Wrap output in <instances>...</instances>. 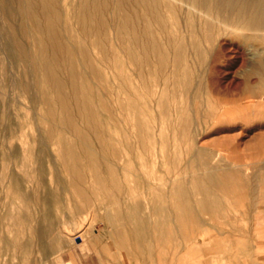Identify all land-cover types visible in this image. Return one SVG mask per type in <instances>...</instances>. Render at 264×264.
<instances>
[{"label": "bare ground", "instance_id": "obj_1", "mask_svg": "<svg viewBox=\"0 0 264 264\" xmlns=\"http://www.w3.org/2000/svg\"><path fill=\"white\" fill-rule=\"evenodd\" d=\"M182 1L127 0L130 5L140 4L141 7L153 5L162 14L163 12L167 14L170 27L164 24L165 20L162 17L160 19L157 17V20L161 23L159 26L162 25L163 36H166L167 42L172 48L179 46L180 42L185 40L180 29L176 28L179 18L174 20L176 12L178 13L177 4ZM202 1L204 2V0ZM206 1V3L202 2V8L199 9L198 6L196 9L195 13L197 14L193 15L195 23L191 26L192 30H188L189 33H187L191 40H189L191 46L189 48L195 53L191 52V54L194 56L203 54H201V49L204 47L202 45L204 44L205 31L215 29L216 24H220L235 32L233 38L249 58L247 67L243 71L245 80L243 85L248 87V80L254 76L259 79L264 78V0ZM121 2L124 1L0 0V102L4 108L0 115V236L5 231L11 233V236H2L4 245L0 248V254L20 258L26 264L24 261L28 256L38 254L42 256L46 253V247L52 250L57 238L56 224L62 220L61 211L67 210L65 214L72 218L79 215L87 216L96 207L101 210L108 208L109 211L104 213V218L107 221L113 219L128 223L144 221L141 218L144 213L139 215L138 208L140 207L139 194L146 189L153 192L155 199L166 206L167 237L178 232L187 241H192L191 248L184 251L182 255L179 253L180 256L176 257L175 264L192 261L199 239H205L209 235L207 227L201 228L199 234L196 233L202 224L200 223V214H210L211 224L223 226L218 222L216 224V214L211 210L216 200H213L211 195L222 193L232 197L233 194L239 193L237 189H242V182L246 179L243 169L246 166H242V169L238 164L221 166L211 162L219 157L220 153L237 148L233 145L235 137L219 139L212 142L211 145H202L197 150L194 148L195 151L192 155L184 157V164L179 167L183 160L179 148L181 141L190 139L195 142L204 132L202 125L206 117L210 118L212 122L214 121L212 124L216 125L220 113L229 116L235 115V110H227L225 106L221 108L223 104H227L225 102H221V104L219 102V106L214 104L216 102L206 104L204 102L203 106L200 104V98L204 97L203 94L211 90L209 86L212 84L216 71V60L213 62L214 59L210 58L213 64L197 73L198 82L191 83L183 95L179 89L174 88L175 91L173 90L170 97L174 104L178 97L183 101L170 108L171 115L175 119L171 127L174 134L170 140L158 138L152 124L154 104L162 100L156 102L154 99L157 88L161 89L160 97H162L167 89V78L191 75L192 72L189 71L191 57L187 56L188 53L187 55L179 53L178 64H171L169 71L158 77L160 67L165 65L167 60L165 54L168 53H164L165 50L157 49L155 53L158 63H151L150 54L148 55L150 60L145 55L155 46L148 49L146 44L149 41L147 43V39L145 40L144 37L145 46L138 43L141 33H143L142 35L149 34L152 25L150 26L148 21H141L140 15L143 16L145 13L137 15V12L135 13L133 10L135 7L131 10L134 15L141 17L139 18L140 22L144 23H141L143 27L139 25L140 28H138L135 25L138 29L129 28V18H125L127 15H124L125 17L120 22L119 17L123 16L120 14V10L122 11V5H125ZM192 2L193 8L195 3L193 5ZM140 5L138 10L142 11ZM156 9L154 10L156 11ZM191 13L190 16H192ZM212 13L213 15L215 13L217 17L214 15L211 18L210 14ZM187 16L189 17V15ZM138 21L137 23H139ZM130 24L135 23L131 22ZM159 30L161 31V29ZM223 30H219L218 33L220 31L223 33ZM185 33L184 35H186ZM122 34L125 38V41L123 38V42H121ZM215 35L210 38H214ZM157 36L159 37V35ZM140 42L142 44L141 40ZM205 42H207L206 39ZM160 43L159 45H161ZM141 46L143 49L146 47L148 52H145L144 49L145 53H141V48H139ZM163 47L167 46H164L163 43ZM177 50L179 49L177 48ZM153 51L152 54H154ZM212 53L215 55L214 51L211 52V55ZM141 54H145L143 56L146 58L145 60L142 59ZM168 55L170 56V54ZM216 55L218 56V54ZM196 60L198 61V59ZM173 64L175 63L173 62ZM205 75H208L209 79L207 80H210L209 84L207 82V86L205 85L206 89L203 88V76ZM155 77L160 80H156ZM189 77L192 79L191 76ZM176 81L175 79L174 82ZM142 91L147 97V100L143 102ZM217 91L216 94L223 99L229 96L225 90L217 89ZM251 93L252 95L249 96L245 94L248 101L246 99L247 103L244 106L249 108L252 102H255V105H260L263 109L264 93ZM243 99L245 98H242L241 101ZM139 102L142 103V107L146 111L145 116L142 113L143 110L137 107ZM40 106L42 111L38 110ZM30 109L35 112L33 119L39 128H36L35 135L31 132L30 137H26L25 123L31 118L28 112ZM99 111L104 112V122L100 118ZM259 117L264 118V113ZM44 120L47 122H43ZM220 130L222 129L219 128L217 132ZM16 139L19 140L18 143L15 142ZM157 142L169 147L165 151L161 150V162L166 161L169 168L165 171L166 175L159 180L154 178L155 170L158 167L155 150ZM254 144L260 149H264V133L260 134L258 141L256 140ZM201 160L203 164L199 169L202 174L200 176L192 175L188 180L187 174L192 169L191 163ZM260 161L264 170V156L260 158ZM248 164L246 165L248 166ZM253 164L252 166L256 163ZM48 168H54L53 176H51L52 174L47 176ZM254 172L256 171L254 170ZM85 173L91 174L93 178L91 184L87 183ZM100 174L110 178L109 186L99 180ZM253 179L254 176L250 181H255ZM55 184L60 188H57ZM249 190L251 191V188ZM244 193L246 194V191ZM259 193L261 194V192ZM98 195L105 198V204L97 197ZM237 205L241 207L240 204ZM71 209H76V212L71 213ZM145 209L147 211V208ZM160 209H158L159 213L162 212ZM259 210L257 209V212ZM154 218L157 220V217ZM159 219H161L160 216ZM2 228H5V231ZM123 237L128 239L127 235ZM147 245L149 246V243ZM126 246L141 257H144L148 251V248H142L135 242L133 245L126 243ZM59 248H61L60 245ZM235 248L233 247V249ZM208 252L212 254L215 251L208 250ZM258 252L260 251L258 250ZM163 253L165 252L163 251ZM208 254L205 255L208 256ZM203 263L205 262L203 261ZM192 264L196 263L192 262Z\"/></svg>", "mask_w": 264, "mask_h": 264}, {"label": "rangeland", "instance_id": "obj_2", "mask_svg": "<svg viewBox=\"0 0 264 264\" xmlns=\"http://www.w3.org/2000/svg\"><path fill=\"white\" fill-rule=\"evenodd\" d=\"M123 1L124 2H121V4L125 3L126 6L122 5V11L120 10V14L123 15L122 17H121V15L119 17L120 22L123 20V17H125L124 15H127L125 18H127V17L129 18L128 20L130 22H129L128 27L131 28L132 30L136 29L137 27L140 28V26L143 27L142 24H144V23H142V22H144V21H146V22L148 21V23L150 22L149 23L150 26L152 25L151 26L152 28H150L149 34L144 33V35H142L143 33H141L140 40L142 41V44H141L140 40H139L138 44L145 46L146 41H147V43L149 41V43L146 44V47L148 49L153 48V46H155V47H154V49L149 50V53H146V55L141 54L142 59L143 60L146 59L143 57L145 55V56H147V58L152 57V59L149 58V60L151 59L150 60L151 63H153V64L158 63V57H157V54L155 53L157 51V49L162 50V51L165 50L164 53L170 54V56L168 54H165L167 60H166L165 65L160 67L158 77H160L161 75H165L169 71L170 66L178 64L179 53H186V55L188 53L189 55H187V56L189 58L191 57L190 63H189L190 68L188 67L189 71L192 72L191 75L188 74L185 76H179V77L172 76V77L167 78L168 79V80L166 79L168 81L167 87H166L167 89L165 91V94L162 97H160V95L162 94L161 89L157 88V93H156L154 99L156 102H157V100H160V99H162V100H161V102L154 104L153 112H152L154 115V120H153L152 124L154 125V129H155V132H156V135L158 138L170 140L174 134L171 127L173 126L175 119L171 115L170 108H172V106H174L175 104L181 103L183 101H181V99L178 97V98H176V102L174 104V102L170 98L173 94V90L175 91V89L176 90L179 89L180 93L183 95V93L189 89V86L191 83L196 84L198 82L199 76H197L198 75L197 73L199 71H202V69L205 70V69L209 68L210 67L209 65H212L215 60H216V71L213 75L214 77H213L212 84H210V86H209L211 88V90L203 94V96L205 98L204 97L200 98V104L203 106L204 102H205V104L216 102L214 104L219 106L221 104V102H225L227 104H225V105L223 104L221 106V108L223 106H225V107H227V110H235L234 116L224 115V114L220 113L218 115L216 125H213L212 123H214V121L212 122L210 120V118L206 117L205 122L202 125V131H204L203 134L200 135L196 139L195 142H192V141H190V139L187 140L185 138L186 140H184V142L181 141V144L179 145L180 153L183 156V158H182L183 160L179 164V167H181L184 164V162H183L184 157H187V156L190 157L192 155V153L195 151L194 148H196V150H197L202 145H204V146L205 145L206 146L211 145L212 142L214 143L215 141H217L219 139L222 140V139H225L226 137H235L233 145L236 146L237 148H233L229 151H226V153H224V152L220 153V156L216 157V159L212 160L211 162L216 163V164L218 163L221 166H224L225 164H226L225 166H228L231 164H238L241 166V168H242V166H246V167H244V169L242 168L245 171L244 173L246 174V179L242 182L243 186H241L242 189L244 188L243 191L241 188L237 189V192H239V193H236L235 195L233 194V196L231 195L232 197L225 195V194H222V193H213L211 195L212 199L216 200L215 204L212 206V209H211L212 213L216 214V219H217L216 224L218 222V224H222L223 226L220 227V226L211 224V221L209 220L210 214H207V213L206 214L205 213L200 214V223H202V224H200V226H199L200 228H198L196 233L199 234L201 228L207 227L209 229V235L205 239H199V244L196 247L197 250L195 252L197 255L195 254L194 259L192 261H184V263H179V264H192V262H194L196 264H205V263L206 264H220V263H224V264H264V192H262L264 189V187H263L264 186V170L261 167L262 164L260 161V158H262V156H264V149L262 150L259 148V146L254 144V142H256V140L258 141L260 134L264 133V118L259 117L260 114L264 113V108L262 109L260 105H255V102H252V105L249 108H246L244 106V105H246V103L248 101V99L246 98V95L247 96L252 95L251 92H255L254 94L260 93V92L264 93V78L259 79L258 77L254 76L248 80V83H247L248 87H245L243 85V83L245 82V80L243 78V71L247 67V64L249 62V58H248V56H246L247 53H244L245 51L238 47V43H236V40L233 38L234 37L233 35L235 34V32L232 29H230L229 27L227 28V27L220 25V24H216L215 29L212 28L213 30L209 29L207 32L205 31V33H204L205 38L203 37L204 38L203 39L204 44L202 45L204 47L202 49L205 48L206 50L201 49V54L202 53L203 54L200 56L199 55H196V56L193 55L195 53L192 51V49L190 50V48H191L190 41L191 40L189 39V36L187 35V33H189V31L192 30L191 26L195 23V21H194L195 18H193V15L195 16L197 14L195 12H197L196 9H198V6H199V9L202 8V6H201L202 2H203L202 0L201 1L197 0V2H196V0H195V2H192L193 0H183L182 2H179V4H177L178 5V8H177L178 13L176 12V17H174V20H175V18H179L177 23H176V28L180 29L185 40H184V42L183 41L180 42L181 45L179 44V46H176L174 48H172L171 45L167 42L168 40H167L166 36H163V32H162L163 28L161 27L162 25L159 26V24H161V23L159 20H157V17L159 19H160V17H162L165 20L164 24H166L168 27H170V25H169L170 23L167 21V14H164L165 12H163V14H164L163 15L153 5L147 6V7L142 6L143 7L142 8L141 5L138 3H137L138 5H135V4L130 5V4H128L127 0H123ZM191 2L193 3V5L195 3L193 8L191 6L192 5ZM204 2L206 3L207 1L204 0ZM181 4H182V6H181ZM183 4H187V5H183ZM139 5H140V9L142 11L138 10ZM186 6L187 7L189 6V7L187 8ZM134 7L136 8L137 11L135 10ZM150 7H152L153 9ZM123 8L125 9V11L128 10L126 12L127 14L124 13L125 11L123 12V10H124ZM131 9H133L135 13L137 12V15H139L141 13L142 14L145 13L144 14L145 16L140 15L142 17V19H141L142 22H140L141 17L139 16L140 17L139 18L136 14L134 15L133 10H131ZM154 9H156L157 12ZM191 9H194V10H191ZM222 9H225V8H222ZM129 10H131V11H129ZM187 10H189V11H187ZM218 10L220 11L221 9L219 8ZM144 11H146L147 14ZM183 11H185V12H183ZM131 12H133L132 13L133 15L132 14L130 15ZM148 12H150V13H148ZM190 12H192L194 14L191 13L192 16H190ZM223 12H225V11H223ZM128 13H129V16H128ZM186 13H187V15H189V17L186 15ZM157 14H158V16H157ZM214 15L212 13V14H210V17L211 18L213 16L217 17V15L215 13H214ZM132 16L133 17L135 16L134 17L135 21H133L134 18ZM136 17H137V19H136ZM186 17H187V19H186ZM210 17L208 15V18H210ZM138 19H139V21H138ZM150 19H153V20H150ZM137 21L139 23H137ZM153 21H154V23H153ZM186 21H188V22H186ZM192 21H194V22H192ZM131 22L132 23L134 22L135 24H133V25L134 26L136 25L137 27L136 26L134 27L133 25H131L130 24ZM155 22H157L158 24ZM153 24H154V26H153ZM187 25H190V26L188 27ZM131 26H133V27H131ZM185 26H186V28H185ZM187 27H188V29H187ZM151 29L155 30L154 31L155 35ZM159 29H161V31ZM182 30H184V31H182ZM211 30H212V32H211ZM219 30H221V31L223 30V33L221 31H220V33H218ZM184 33L186 35H184ZM213 33H215L216 35ZM219 34H220V36H219ZM157 35H159L160 39ZM213 35H215V36H214V38L211 39L210 37H213ZM207 36H208V39H207ZM143 37L145 38V40L147 39L145 42L143 40L144 39ZM156 37H158V38L156 39ZM123 38H124V34L121 35V42H123ZM150 38H151V40L153 39L152 40L153 43L150 40ZM205 39L207 40V42H205ZM214 39H215V41H214ZM157 40H161L160 41L161 43ZM124 41H125V38H124ZM209 41H212V42H209ZM213 41H214V43H213ZM143 42H144V44H143ZM162 42L164 43V46H167V47H163ZM159 43L161 45H159ZM143 46L139 47V48H141V50H140L141 53H145L148 50V49H146V47H144V49H145V52H144ZM189 46H190V48H189ZM220 47H221V49H220ZM155 48H156V50H155ZM177 48L179 50H177ZM217 49H218V52H217ZM152 50H154L153 51L154 54H152ZM203 51H205V52H203ZM213 51H214L215 55L213 53L211 55V52H213ZM221 51H223V52H221ZM191 52L193 54H191ZM219 52L222 54H220ZM149 54L152 56H150ZM216 54H218V56ZM148 55H149V57H148ZM209 55H210V57H209ZM167 56H169V57L167 58ZM206 56H208V58H206ZM201 57H203V58H201ZM218 57H220V58H218ZM222 57H223V59H222ZM155 58L157 60L156 62H155ZM210 58L212 60L214 59L213 62ZM196 59H198V61ZM153 60H154V62H153ZM173 62L175 64H173ZM204 63H207V64L204 65ZM155 65L158 66V64H155ZM144 68H143V70L145 71ZM198 68H199V70H198ZM216 74H218V75H216ZM189 76H191L192 79H190ZM158 77H155L156 80H160V78H158ZM208 77H209L208 75L203 76V84H204L203 88L204 89L207 88V87H205V85L207 86L206 83L208 81L210 82V80H207V79H209ZM171 78L173 79L172 81L170 80ZM175 79L177 80L176 82H174ZM209 82H208V84H209ZM180 83H181V85H180ZM169 84H170V86H168ZM174 85H175V87H174ZM179 86H180V88H179ZM259 86H261V87H259ZM169 89H171V90L169 91ZM217 89L221 90V91H223V90L227 91L229 93V96L226 97L225 99L221 98L220 95L216 94V93H218ZM169 93H170V95H169ZM142 95H143L142 96V98H143L142 102L146 101L147 97H146L145 93L143 92ZM239 97H241V98H239ZM242 98H245V99H243L241 101ZM211 99H213V101H211ZM226 99H229V101H226ZM246 99H247V101H246ZM253 100H255V99H253ZM263 100H264V97H263ZM20 101H22V100L20 99ZM219 102H220V104H219ZM18 103H19V101H18ZM167 106H168V108H167ZM242 106H243V108H242ZM137 107H139V109L143 110L142 113H144V116H145L146 111L143 109L141 102L137 103ZM35 109H37V108H35ZM3 110H4L3 105L0 102V115L3 113ZM38 110L42 111L41 106L38 107ZM28 112H29L31 118L29 119V121H26V123H25V126L27 127L26 137H30L31 132L34 133V135H35L36 134V128H39L38 127L39 125L33 119L35 112L31 109ZM99 115H100L102 122H104L105 121L104 112L99 111ZM43 122H47V121L44 120ZM34 123H35V125H34ZM219 128L222 130L217 132L219 130ZM17 141H19V140L16 139L15 142H17ZM209 147L212 148L211 146H209ZM168 148L166 147V145L164 146L163 144L158 143V142H157V144H155V150L157 153L156 162H157L158 167H157V170H155L154 178H156L157 180H159L161 177L165 176L166 175L165 171L169 168V164L166 161L161 162V159H162L161 158V150L165 151ZM188 152H189V154H188ZM221 154H223V155H221ZM226 157H227V159H226ZM233 161H235V162H233ZM241 161L244 163L241 164L242 163ZM253 163L254 164L256 163V164L254 165ZM202 164H203L202 160L201 161H194L191 163L192 169L189 170V173L187 174L188 180L191 179L192 175H199L200 176L202 174V171L199 169V167ZM246 164H248V166H250V167H248ZM252 164L255 167L252 166ZM248 169H252V170L250 171ZM254 170L256 172H254ZM247 171L250 173H248ZM258 171H259V173H257ZM260 173H261V175H259ZM49 174H52L51 176H53L55 174L54 168H48L47 169V176ZM256 174H257V177H255ZM85 175H86L87 183L91 184V181L93 179L91 174L85 173ZM253 176H254L253 180H255V181H252V180L250 181V179H252ZM99 180L106 186H109L111 183L110 178L106 177L105 175L100 174ZM256 180H257V182H256ZM251 182H252V184L250 185ZM256 184H257V186H256ZM258 187H259V189H258ZM57 188H60V186L58 185ZM249 188H251V191L249 190ZM39 189H41V188H39ZM261 189H262V191H260ZM258 190H259V192H261V194L259 192H257ZM245 191H246V194L244 193ZM240 192H242L243 194ZM139 196H140L139 197L140 207L138 208V212L140 211L139 215L140 214L143 215V213H144V216L143 217L141 216V218L144 221H135V223H128V222L120 221L117 219L107 221L104 218V213L109 211L108 208H106V210H105V208H104V210L103 209L101 210V209H99V207H98V209L96 207L93 209V212L90 213L92 216L90 214L87 216L79 215V216H77L78 218L77 217L69 218L68 215L65 214L67 212V210L61 211L63 214V215L61 214L62 220H60L56 224V232H57L56 236H57V238H56V242H55V247H53V249H55V250L53 251V249L50 250L46 247V249H45L46 253H44L42 256H40L39 254L35 255V256H28L26 261H24V262L26 264H33L34 262H36L37 264H45V263L46 264H58V260H59L60 255L62 253H64L68 248L75 246V247H80V249H82L85 252L93 254L101 264H175L176 257L180 256L179 253H181V255H182L184 251L191 248L192 241H187L185 238L181 237V235L178 232H176L178 236L176 235V233H174V234L169 235L167 237L168 233L166 231V224H168V223L165 222V220L167 221V210H166L165 204L157 201L154 197V193L149 192L146 189H144L139 194ZM97 197L100 200H102V202H104V204H105V198L103 196L98 195ZM228 198H230V199H228ZM251 198H253V199H251ZM142 201H144L145 203L144 202L142 203ZM243 201H245V202H243ZM236 203L240 204L241 207H238V205ZM144 205H146V207H144ZM145 208H147V211ZM158 209H160V211L162 210L163 213L162 212H161L162 214L159 213ZM257 209L258 210L260 209L258 211L260 213L257 212ZM70 212L75 213L76 209H71ZM241 212H244V213H241ZM13 213H16V211H13ZM0 214H1V212H0ZM147 214H148V216H147ZM159 216L161 218V219H159L160 221L158 220ZM225 216H227V217H225ZM154 217H157V220ZM67 220H68V222H67ZM148 220H149V222H148ZM225 221H227V222H225ZM252 221H254V222H252ZM61 224H62V226H61ZM119 225H120V227H119ZM57 227L59 230L57 229ZM61 227H63V228H61ZM141 227H142V229H141ZM69 228H70V230H69ZM2 229H4V231H5V228H2ZM138 229H140V230H138ZM121 231H123L124 233ZM153 231L154 232L156 231V233H153ZM140 232L141 233L143 232V233L141 234ZM118 233H119V235H118ZM159 233H160V235H157ZM60 234H62V235L60 236ZM64 234H66V235H64ZM7 235L11 236V233H9V232L6 233V231H5L2 234L3 237H5ZM124 235L125 236L127 235V238L129 240L124 238L123 237ZM2 236H0V248L3 247V245H4V240L2 239ZM63 237L64 238L66 237L65 240ZM231 237H233L234 239ZM236 237H238V238L236 239ZM240 237H242V238L239 239ZM243 238H244V240H243ZM238 239H239V241H236ZM178 240L180 241V244H179ZM134 242L137 243V245L142 247V248H148V251L146 252L144 257L139 256V254L137 255L136 253L133 252V250L130 247L126 246V243L133 245ZM247 242H250V243H247ZM255 242H257L258 244L257 243L255 244ZM148 243H149V246L147 245ZM234 243H235V245H233ZM59 245L61 248H59ZM153 245L155 248L153 247ZM230 247H231V249H230ZM233 247L234 248L236 247V248L233 249ZM237 248H238V250H237ZM192 250H194V249H192ZM208 250H210L211 252L215 251L212 253L215 256L214 255L211 256L212 254L210 252H208ZM258 250L260 252H258ZM163 251L165 253H163ZM231 251H232V253H231ZM148 252H149V255H147ZM206 252L209 253L208 256L205 255V254H207ZM217 254L218 255L220 254V255L218 256ZM239 255L241 257H237ZM174 257H175V259H174ZM203 257L205 260L203 259ZM241 260H243V261H241ZM203 261L205 263H203ZM0 264H24V263L21 261L20 258H15V257H11V256H6L5 254H0Z\"/></svg>", "mask_w": 264, "mask_h": 264}, {"label": "crops", "instance_id": "obj_3", "mask_svg": "<svg viewBox=\"0 0 264 264\" xmlns=\"http://www.w3.org/2000/svg\"><path fill=\"white\" fill-rule=\"evenodd\" d=\"M58 264H101L91 253L85 252L80 247L72 246L59 257Z\"/></svg>", "mask_w": 264, "mask_h": 264}]
</instances>
